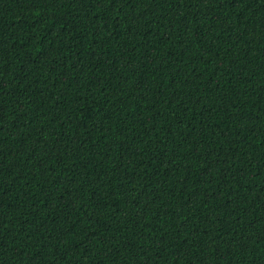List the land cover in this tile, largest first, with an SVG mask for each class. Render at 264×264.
Returning <instances> with one entry per match:
<instances>
[{
	"label": "trees",
	"instance_id": "trees-1",
	"mask_svg": "<svg viewBox=\"0 0 264 264\" xmlns=\"http://www.w3.org/2000/svg\"><path fill=\"white\" fill-rule=\"evenodd\" d=\"M0 264H264V0H0Z\"/></svg>",
	"mask_w": 264,
	"mask_h": 264
}]
</instances>
